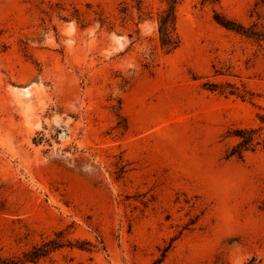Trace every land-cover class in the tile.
Returning a JSON list of instances; mask_svg holds the SVG:
<instances>
[{"label": "rangeland", "instance_id": "rangeland-1", "mask_svg": "<svg viewBox=\"0 0 264 264\" xmlns=\"http://www.w3.org/2000/svg\"><path fill=\"white\" fill-rule=\"evenodd\" d=\"M0 264H264V0H0Z\"/></svg>", "mask_w": 264, "mask_h": 264}, {"label": "trees", "instance_id": "trees-1", "mask_svg": "<svg viewBox=\"0 0 264 264\" xmlns=\"http://www.w3.org/2000/svg\"><path fill=\"white\" fill-rule=\"evenodd\" d=\"M172 8L173 6L170 5L160 12L157 28L159 44L165 48V51L169 52L175 49L179 43V39L174 32L175 22Z\"/></svg>", "mask_w": 264, "mask_h": 264}]
</instances>
